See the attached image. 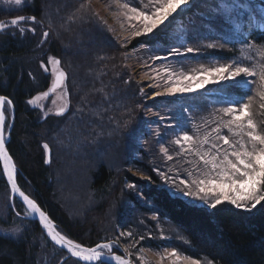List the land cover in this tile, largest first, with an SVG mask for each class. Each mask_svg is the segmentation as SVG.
Returning <instances> with one entry per match:
<instances>
[{"label":"trees","instance_id":"trees-1","mask_svg":"<svg viewBox=\"0 0 264 264\" xmlns=\"http://www.w3.org/2000/svg\"><path fill=\"white\" fill-rule=\"evenodd\" d=\"M81 1L74 0V8ZM251 2L258 8L261 0ZM211 3L212 0H195L168 28L158 30L151 40L146 37L137 38L135 44L143 42L150 46L169 47L173 41L169 34L178 28L176 22L182 16L180 27L183 32L174 40H183L193 47L209 42L225 43L223 49H203L201 54H188L183 59L211 66L230 58L239 59L240 41L244 37L227 28L217 30L219 22L208 14ZM54 6L59 8L60 5L55 2ZM45 7V0H34L28 6L19 8L3 4L0 5V20H10L20 14L35 15L38 20L43 19L47 26L54 16L51 15L50 18L45 15ZM90 20L91 25L85 21L67 25L73 33H81L80 44H72V47H62L63 44L56 39L53 31L47 42L38 46L43 31L39 27L36 35L0 34V93L8 95L15 104V122L8 149L17 164L21 187L48 212L59 231L85 246L114 239L119 227L130 229L135 234L146 233L144 229L148 227L156 234L155 221L144 220L149 224L146 226L135 219L140 209L144 214L157 215L169 227L167 239L148 237V240L143 241L144 245L152 249L172 247L185 256L200 260L201 264H207L208 260L213 261V264H264V206L258 205L251 212L228 204L217 209H209L203 205L193 206L162 188L148 187L144 180L125 171L128 165L143 168L146 164L132 157L129 150H122L110 143L114 139L110 138L112 134L107 133L113 126L106 123L102 112L98 111L100 107L112 104L111 101L118 97L125 101L130 95V89L138 84L128 76V71L124 68L118 72L119 77L114 75L108 63L122 49L102 21L96 16ZM212 24L217 27H212ZM51 25L54 26L53 19ZM83 29L88 32L82 33ZM249 32L253 35L248 36ZM245 36L256 42L264 41V32L259 29L253 31L249 28L245 31ZM68 41L67 38L65 44ZM48 55L61 58L63 66L69 72L71 107L65 117L50 115L45 120L42 112L28 105L27 100L47 91L51 83V77L39 67L40 60H46ZM88 90L92 91L85 94ZM245 91L247 89L240 85H215L214 90L200 91L183 98L180 106L198 115L204 108L226 106L227 99L238 97ZM152 104L155 107L157 101ZM87 107L90 108L89 111ZM78 108H83V111H77ZM257 119L264 117L258 115ZM44 142H48L53 150V162L50 165L43 163ZM100 155L101 159L98 157ZM66 158L73 160L76 168L86 172L84 184L79 188H83L82 192L73 187L76 173L73 179L71 175L63 173V161ZM147 169L146 172H152L149 167ZM123 176L142 188L145 201H140L130 191H123ZM57 183L65 186L66 194L83 198L81 204L84 206L89 204L82 210V214L72 215L59 198ZM3 195L9 198V189L5 177L0 174L1 203ZM124 198L126 202L122 201ZM12 203L15 205L14 209L8 207V202L6 210L0 211V218H8L7 224H0L2 227L19 224L14 213L16 210L23 211V206L17 199ZM21 228L24 229L22 238L4 237L0 234V264H60L61 260L65 264H84L54 246L36 220L29 219ZM158 234L159 232L156 236ZM116 251L120 252V248ZM133 260L140 264L135 255Z\"/></svg>","mask_w":264,"mask_h":264},{"label":"snow or ice","instance_id":"snow-or-ice-1","mask_svg":"<svg viewBox=\"0 0 264 264\" xmlns=\"http://www.w3.org/2000/svg\"><path fill=\"white\" fill-rule=\"evenodd\" d=\"M30 0H2L6 6H24ZM118 6L119 15L129 26V36L126 37L121 47H126L131 39L146 37L151 40L163 26L168 28L180 13L190 8L195 0H112ZM209 16L219 22L220 27L234 31L238 36L244 37L240 43V58H230L225 62L215 63L212 66L201 65L200 69L191 73H176L165 64L161 68L152 67L155 74L150 79L157 81L152 87L162 88L155 91L152 98L160 96H176L197 92L209 85L224 86L226 84L240 85L247 89L238 97L227 99L226 106L218 108L213 113V119H203L202 123L192 122L191 130L177 125L178 131L171 141L177 146L175 155L169 153L168 147L161 145L160 153L166 161H174L183 158V163L188 167L168 171L154 169L162 182V190L171 195L187 198L193 206L203 205L209 209H217L228 204L236 209L251 212L258 205L264 206V41L256 42L245 36L249 28L259 29L264 32V0L260 6L255 7L251 0H212ZM97 16L93 12L90 3L82 0L79 6L70 13L64 23L75 24ZM106 24V21H104ZM212 27H217L212 24ZM44 29V20H38L35 15H15L10 20H0V34L24 36L36 35L37 28ZM51 23L43 30L38 46L47 42L51 35ZM123 27V25H122ZM112 31L111 28L108 29ZM253 35L252 32L248 36ZM229 43H231L229 41ZM182 42L179 46H171L166 55H153L152 61H167L169 57H187L188 54H201L203 49H223L225 43L209 42L200 46H185ZM143 47V45H141ZM183 49V50H181ZM100 59H103L102 57ZM39 67L43 73L51 77V83L47 91H42L27 100V104L39 109L42 118L47 120L50 115L65 117L71 107L69 99L68 79L69 72L63 66L62 59L55 55H48L46 60L41 59ZM31 76L32 74L29 73ZM34 78V77H33ZM163 80L161 85L158 81ZM130 81H125L129 83ZM99 91H103L99 89ZM140 93L144 95L143 88ZM50 96H56L52 104H60L53 109H45L41 103ZM77 111H83L78 108ZM15 104L8 95H0V174L6 177L9 189L10 209H14L12 203L19 199L23 211H15V217L19 224L11 229H0L4 237L22 238L24 229L21 228L30 218L38 217L39 224L54 246L66 250L70 257L86 264H135L133 260L137 245L145 236L138 238L132 230L120 231L114 239H106L94 246H85L80 242L62 234L54 221L42 209L38 202L29 194L21 190L18 183V167L14 157L7 147L10 129L14 126ZM159 116V113H154ZM163 119V117H161ZM191 120V117L189 118ZM11 121V122H9ZM131 122H126L124 128L130 129ZM159 135L158 132L155 133ZM147 143V141H143ZM43 163L50 165L53 162V150L48 142L42 143ZM150 179V178H149ZM126 187L135 190L134 183H128ZM198 202V204H197ZM152 219H156L153 216ZM8 218H0V224H7ZM163 238V237H162ZM128 243L119 254L121 240ZM168 258L171 264H201L200 260L188 256H181L173 248L167 256H161V260ZM144 261V257H139ZM60 264H65L63 260ZM207 264H213L208 260Z\"/></svg>","mask_w":264,"mask_h":264},{"label":"rangeland","instance_id":"rangeland-1","mask_svg":"<svg viewBox=\"0 0 264 264\" xmlns=\"http://www.w3.org/2000/svg\"><path fill=\"white\" fill-rule=\"evenodd\" d=\"M33 1L34 0H30V2H27L25 4V6H28ZM45 2H46V7H45L46 10L44 11V14L47 15L48 17H50L51 15L54 16V18L50 17L51 18L50 23L52 22V19L54 23V26L51 27L52 29L51 31H53V34L56 37V39H59L58 41L60 42V44L61 45L63 44L62 47H69L72 44L74 45L80 44L81 33L80 34L73 33L71 29L67 28L68 23H64V21H66L67 16L76 9L74 8L75 7L74 0H45ZM55 2L60 5L59 8H56V6H54ZM81 2H79L78 5ZM87 2L90 3L92 10L96 14H98V19L100 20V22L102 21V23L107 27V29L109 28L112 29V31L109 30L108 31L111 34V36L114 38L116 43H118L119 46L121 47V44L123 43L124 39L129 36V26L127 22L119 15L118 6L115 3H113L112 0H87ZM127 2L132 3L133 0H127ZM144 2L147 3L148 0H144ZM0 5H3L2 0H0ZM10 7L17 8L16 6H10ZM180 14H184V13H180ZM90 19H85L84 21L87 22L88 25H91L92 20ZM182 19H183L182 16L178 17L176 22L178 28L174 29V31H172L171 34H169L170 36L173 37V41L170 43L169 47H163L162 45L150 46L143 42H138L135 44L137 38L131 39V41L127 44L126 47H121L122 50L119 53H117L115 57L110 59L108 64L111 65L112 72L114 73V75L115 74L118 75V72L124 68L125 70L128 71V76L133 78L138 85L137 87H133L132 89H130V95L127 97V99H125V101L122 98L118 97V99H113L111 101L112 104H107L103 108L100 107L98 111V112H102L103 120L106 123H108L111 127L113 126V128L110 129V131L113 130L114 132L112 133L108 131L107 133V135L112 134L110 138L114 139L111 140L110 143L116 146L117 148H121L122 150H126V149L129 150L128 152L129 154L132 155V157L134 156L135 158H138V160L142 161V163L146 164L145 167L143 168H135V166L133 165H128L125 168V171L139 180H144L147 183L148 187L162 188L161 187L162 182L160 181L159 176L157 175V172L154 171V169H160L161 171H168L169 168H172L173 172L170 174H175V169L179 168L181 164H183V167H188L187 164L183 163V158H177V160L174 161H166L163 155L160 153V147L161 145H164L168 147L170 154L175 155L177 151V146L172 144L171 141L174 139L178 131V128L176 126L180 125L183 126L186 130H191L192 122L202 123L203 119L211 120L213 119V113L215 112V110L221 108V107L204 108L202 109V111H199L200 113L198 115H196L186 110L184 106H180V103L182 102L183 98H187L200 91L214 90L215 85H209L207 88L203 90L193 92L190 94L176 95V96L165 95V96L152 98V94L155 91L162 90V88H155L151 86L157 82L149 78L155 75L152 72V67L161 68L165 64H167L176 73H180V72L191 73L193 72V70L200 69L201 65H204L206 67L211 66L201 62L192 63L187 59H183L185 57L182 58L169 57L167 61H159V60L152 61L151 59H149L153 55H162V56L166 55L167 49H169L171 46H179L183 42V40L181 41L180 40L177 41L178 39L174 40V38L178 37L179 34L183 32L182 31L183 28L180 27V23ZM104 21H106V24L104 23ZM47 26L44 24V29L42 30L47 29L48 28ZM162 28L163 26L161 27V29ZM85 31L86 33L88 32V30L83 29L82 33H84ZM67 38L69 39L68 41L69 43L65 44V40ZM62 40H64V42H62ZM141 45H143V47ZM185 46H188L187 42ZM148 65H151L152 67H148ZM77 68H79V66H77ZM158 82L161 85L164 84L163 80H160ZM141 88H143L144 90V95L140 93ZM89 91L90 90L84 93L88 94ZM53 99H56V96H50L47 100L41 102L45 105V109H53L54 111L55 108L59 106L60 101H58L56 105H53L52 104ZM155 101H157V105H155L154 107V104L152 103L153 102L155 103ZM86 109L89 111L90 108L87 107ZM154 113H159V116L154 115ZM161 117H163V119H161ZM190 117L191 120L189 119ZM129 121L131 122L130 131L124 128L125 123ZM188 125L189 127H187ZM94 132L96 133V131ZM156 132H158L159 135H156L155 134ZM143 141H147V143H143ZM98 157H100L101 159L102 155ZM63 163H64L63 173H67V175H71L72 179L74 173H76L77 176L75 180H73L75 182L73 183L74 185L73 187L77 189V191L82 192L83 188L82 189L79 188H81V186L84 184L83 180L86 177L85 170L82 169L79 170V168H76V166L73 165L74 161L68 160L67 158L65 159V161H63ZM148 167L152 170L151 173L146 172L148 171L147 169ZM128 183L135 184V182H132L129 178L123 176V181L121 183L123 191H125V193L127 191H130L140 201H145V198L141 190L142 188H140L137 184H135L136 189L130 190L126 187ZM57 185H58L57 188L60 193L59 194L60 200L64 202V204L67 206L68 210L72 213L73 216L80 215L82 210L88 207L89 204H86L85 206L81 204V202H83L81 201L83 198H78L75 196L73 197L70 194H66L65 186L62 183H57ZM174 197H180L187 201V198H183L182 196H179V194L175 195ZM122 201L126 202L127 200L124 198L122 199ZM8 202H9L8 196L5 197L3 195L2 203L0 198L1 212L3 210L4 211L6 210ZM138 210L140 212H138L135 215V219L138 222H140V224L142 223L145 224L146 226H149V224L147 225L146 224L147 221L144 220L151 219L152 221H155L157 232L155 234L154 231H152V228L146 227L144 229L146 233L139 232L138 234H136L137 238L140 235L143 236L145 235V240L143 241H146L148 240V237L157 238V239H167L169 237L168 236L169 227L167 225H164L165 223H162V220L159 219L157 215L153 213L144 214L143 211H141L140 209ZM153 216H156V219H152ZM13 227L15 226H11V227L8 226L7 228H5L0 225V229H11ZM120 231H124V229L119 227L118 233ZM158 232L159 234L158 236H156ZM126 241L121 240L120 245L123 248L128 243V241L127 242ZM143 241H141L135 249H132L133 252L135 251L134 252L135 258L139 261L140 264H171L170 259L165 258L162 261L161 256L166 257L167 253L173 249L172 247H162L155 250L144 245ZM141 255L144 257L143 262H141L139 259ZM180 255L182 257L185 256L181 253Z\"/></svg>","mask_w":264,"mask_h":264},{"label":"water","instance_id":"water-1","mask_svg":"<svg viewBox=\"0 0 264 264\" xmlns=\"http://www.w3.org/2000/svg\"><path fill=\"white\" fill-rule=\"evenodd\" d=\"M0 95H4V94H2V93H0ZM14 115H16L15 113H14ZM14 122H15V120H14ZM12 129H13V127L10 129V136H9V139H8V144H9V142H10V139H11V132H12ZM8 144H7V147H8ZM10 152V151H9ZM11 154V153H10ZM5 179H6V177H5ZM18 183H19V181H18ZM20 185V184H19ZM21 186V185H20ZM156 186V185H155ZM21 190H23V191H25L22 187H21ZM25 193L26 194H28L26 191H25ZM31 198H33L32 196H31ZM34 199V198H33ZM17 200L21 203V201L17 198ZM22 204V203H21ZM39 204V203H38ZM40 205V204H39ZM43 209V208H42ZM44 210V209H43ZM47 214H48V212L46 211V210H44ZM49 215V214H48ZM49 217H50V215H49ZM51 218V217H50ZM30 219H33V220H36L38 223H39V221H38V217H36V218H30ZM40 225V224H39ZM40 227L42 228V225H40ZM58 229V228H57ZM43 230V229H42ZM44 232V231H43ZM61 232V231H60ZM62 233V232H61ZM44 234L46 235V233L44 232ZM62 234H64V233H62ZM47 237V236H46ZM48 238V237H47ZM49 239V238H48ZM50 240V239H49ZM56 247H58V246H56ZM59 248V247H58ZM123 249V247L120 245V252H118L119 254H123L122 253V250ZM65 252H66V250H64ZM67 253V252H66ZM69 255V254H68ZM70 256V255H69ZM75 259V258H74ZM80 262H82V263H84V264H86V262H83V261H80ZM135 262V261H134ZM135 264H136V262H135Z\"/></svg>","mask_w":264,"mask_h":264}]
</instances>
